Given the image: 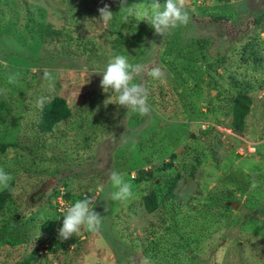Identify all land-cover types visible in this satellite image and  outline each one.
Returning <instances> with one entry per match:
<instances>
[{"label": "rangeland", "instance_id": "1", "mask_svg": "<svg viewBox=\"0 0 264 264\" xmlns=\"http://www.w3.org/2000/svg\"><path fill=\"white\" fill-rule=\"evenodd\" d=\"M150 2L127 0L141 12ZM185 9L188 23L161 37L139 16L123 20L120 0H0V168L13 178L0 264H264V0ZM117 54L145 67L133 83L148 90V115L114 104L91 73ZM236 94L250 98L240 131ZM40 96L70 111L49 132ZM113 171L132 198H111ZM86 197L100 230L60 239L65 209Z\"/></svg>", "mask_w": 264, "mask_h": 264}, {"label": "clouds", "instance_id": "2", "mask_svg": "<svg viewBox=\"0 0 264 264\" xmlns=\"http://www.w3.org/2000/svg\"><path fill=\"white\" fill-rule=\"evenodd\" d=\"M145 11H139L135 5H129L127 0H120V10L124 15L122 19L127 21L129 17L139 16L140 21L147 22L154 32L161 37L175 29L180 25H186L190 19L185 9V0H151L145 5ZM99 22L108 25L114 18V13L110 10L108 4L98 9ZM145 67L140 64L133 65L124 55L117 54L109 59L105 68L101 72H91L101 75L100 87L104 92L111 90L116 94L114 104L131 109L133 113L140 116L148 115L151 108L148 104V90L141 83H133L136 77L143 74ZM89 73V74H91ZM147 74L155 80H159L163 76V72L159 67H152ZM45 79H51L49 71L45 70ZM14 80L10 79L9 83ZM47 102V97L40 96L37 98L36 104L42 107ZM10 173L0 168V188H9L12 180ZM113 187L116 189L111 194V198L115 201H126L133 197L132 184L126 181L122 174L113 171L109 177ZM103 191V186L99 187ZM94 197H86L83 200L74 202L67 207L62 215V226L58 230V236L62 240H67L73 235H78L82 228L90 232L100 230L103 222L102 215L93 210L95 204ZM143 264H149L147 258Z\"/></svg>", "mask_w": 264, "mask_h": 264}, {"label": "trees", "instance_id": "3", "mask_svg": "<svg viewBox=\"0 0 264 264\" xmlns=\"http://www.w3.org/2000/svg\"><path fill=\"white\" fill-rule=\"evenodd\" d=\"M223 1V0H217ZM231 127L234 130L240 131L243 128V121L248 113V108L250 106V98L246 94H236L231 100ZM4 106L0 104V126L4 125L6 114H2ZM42 114L40 117V125L38 129L41 132H49L51 127L66 120L70 116V111L66 107L63 98H53L49 103L42 107ZM7 145V144H5ZM4 146H2L3 148ZM173 183L170 187H172ZM11 195V184L9 188L0 191V211L2 210L4 204L8 201ZM58 195V193H57ZM143 206L147 213H152L156 208V199L152 193L147 194L143 197Z\"/></svg>", "mask_w": 264, "mask_h": 264}, {"label": "water", "instance_id": "4", "mask_svg": "<svg viewBox=\"0 0 264 264\" xmlns=\"http://www.w3.org/2000/svg\"><path fill=\"white\" fill-rule=\"evenodd\" d=\"M230 206L235 207V204H230Z\"/></svg>", "mask_w": 264, "mask_h": 264}]
</instances>
